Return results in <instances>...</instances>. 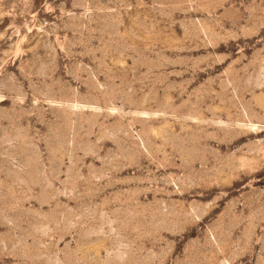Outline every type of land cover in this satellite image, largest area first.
<instances>
[{
    "label": "rangeland",
    "instance_id": "obj_1",
    "mask_svg": "<svg viewBox=\"0 0 264 264\" xmlns=\"http://www.w3.org/2000/svg\"><path fill=\"white\" fill-rule=\"evenodd\" d=\"M0 264H264V0H0Z\"/></svg>",
    "mask_w": 264,
    "mask_h": 264
}]
</instances>
